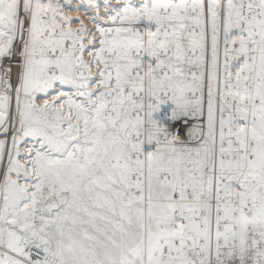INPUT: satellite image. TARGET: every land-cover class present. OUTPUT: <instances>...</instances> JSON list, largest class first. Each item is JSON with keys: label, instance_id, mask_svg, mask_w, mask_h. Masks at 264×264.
I'll return each instance as SVG.
<instances>
[{"label": "snow or ice", "instance_id": "1", "mask_svg": "<svg viewBox=\"0 0 264 264\" xmlns=\"http://www.w3.org/2000/svg\"><path fill=\"white\" fill-rule=\"evenodd\" d=\"M0 264H264V0H0Z\"/></svg>", "mask_w": 264, "mask_h": 264}, {"label": "bare ground", "instance_id": "2", "mask_svg": "<svg viewBox=\"0 0 264 264\" xmlns=\"http://www.w3.org/2000/svg\"><path fill=\"white\" fill-rule=\"evenodd\" d=\"M73 15H75V13H73Z\"/></svg>", "mask_w": 264, "mask_h": 264}]
</instances>
